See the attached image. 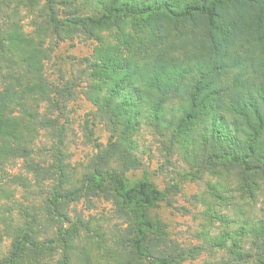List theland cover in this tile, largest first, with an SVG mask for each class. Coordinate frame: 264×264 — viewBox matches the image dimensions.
Wrapping results in <instances>:
<instances>
[{
	"label": "trees",
	"instance_id": "obj_1",
	"mask_svg": "<svg viewBox=\"0 0 264 264\" xmlns=\"http://www.w3.org/2000/svg\"><path fill=\"white\" fill-rule=\"evenodd\" d=\"M12 1L0 0V170L24 160L37 188L46 180L53 186L42 206L20 212V224L0 216L12 239L0 264H94L89 243L109 264H178V255L159 248L163 225L151 212L163 195L148 178L132 185L127 177L141 166L134 135L151 121L169 153L179 150L199 172L222 167L254 195L264 181V0H96L91 14L82 6L90 0H42L40 31L64 28L100 40L120 27L126 52L110 48L79 71L95 78L90 98L111 133L81 177L64 159L61 121L82 93L83 79L66 67L78 60L49 53L42 38L26 34L18 11L9 12ZM29 1L35 7L40 0ZM52 59L57 76L49 79ZM42 133L56 141L53 148L37 149ZM47 149L51 161H37ZM91 194L113 200L129 225L108 235L91 222H70L65 207ZM54 224L58 232L42 237ZM253 249L259 258L233 254L264 264V243Z\"/></svg>",
	"mask_w": 264,
	"mask_h": 264
},
{
	"label": "rangeland",
	"instance_id": "obj_2",
	"mask_svg": "<svg viewBox=\"0 0 264 264\" xmlns=\"http://www.w3.org/2000/svg\"><path fill=\"white\" fill-rule=\"evenodd\" d=\"M21 1L13 0L9 12L13 9L18 11V19L23 22L26 34L37 40L42 38L49 53H63L78 60L66 67L69 72L73 71V77L83 79L82 93L69 104L67 117L61 121L67 125L62 143L64 159L75 167L78 177H81L97 154L107 146L111 133L98 116L97 106L90 98L95 78L91 71H87L86 76H81L79 71L88 69L97 61L101 62L104 52L110 48L121 47L124 51L120 27L104 30L100 40L82 32L70 33L64 28L57 32L49 29L42 31V28L40 31L42 24L39 25V18L45 16L40 11L45 1L40 0L39 7H33L28 0ZM96 2H82L83 14L95 12ZM46 74L49 79L57 76L53 59L47 62ZM173 106L174 103L168 107ZM90 130H93L92 135ZM134 140V154L141 166L127 173V177H130L132 185L148 178L163 195V199L151 210L153 218L163 225L161 236L166 244L159 247L163 254L178 255V264H261V260L257 259L260 251L253 248L259 242L264 243V181L259 182L254 195H248L234 174L222 167L221 173H217L216 169L199 172L179 150L169 153L165 149L166 135L161 136L148 120L139 124ZM55 142L42 133L35 144L37 149L53 148ZM38 155L37 161H51V151L48 149ZM52 186V180H46L37 188L36 178L27 171L24 160L4 164L0 170V216L8 217V224H13L11 226L20 224L23 220L20 212L32 205L42 206L43 198L49 196ZM65 210L72 219L70 222H91L94 228L108 232V235L116 227L126 228L129 225L121 217L113 200L95 194L70 202ZM67 226L65 224V228ZM5 228L0 221V259L8 256L12 248V239L4 231ZM58 228V224H54L44 231L42 237L54 236ZM235 250L251 251L256 254V260L250 258L239 262L233 254ZM88 251L94 264H109L102 251L92 243L88 244ZM145 262L148 263L149 259H145Z\"/></svg>",
	"mask_w": 264,
	"mask_h": 264
}]
</instances>
